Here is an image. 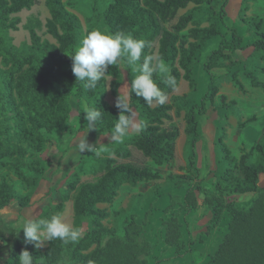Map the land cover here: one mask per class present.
Listing matches in <instances>:
<instances>
[{
    "label": "trees",
    "instance_id": "obj_1",
    "mask_svg": "<svg viewBox=\"0 0 264 264\" xmlns=\"http://www.w3.org/2000/svg\"><path fill=\"white\" fill-rule=\"evenodd\" d=\"M38 0H0V165L6 159H20L26 151L21 144H28L37 152H42L48 140L44 133L60 131L69 123L73 113L71 99L77 101L80 127L84 118V107H93L101 112L97 122L96 133L99 137H110L117 122L119 113L106 100V81L103 77L93 90L83 86L72 72V59L78 50L84 33L79 18L68 11L63 0H43L49 13L45 27L47 33L55 40L50 43L41 40L37 33L29 30L30 44L15 46L10 36L11 31L17 30L20 19L16 16L24 10H30ZM228 0H90L94 19L100 22L107 33H131L138 39H143L148 46L143 50L144 55L154 56L152 45L157 40L156 59L162 58L169 72L154 74L153 79L168 96L178 87L180 80L188 85V93L179 98L182 105L187 106L185 114L186 141V170L185 179L197 180L199 169L196 166L195 146L201 141L199 118L207 112V103H213L218 97V87L212 70L220 67L221 60H229L237 51L251 48L253 53L264 57L263 20L258 17H239V21L252 31L249 44L245 45L239 31L234 26H227L225 7ZM189 4L207 6L206 18L214 22L207 28H193L189 31L192 41L185 42L180 33L193 20L192 12L182 15L171 30L162 29L161 24L173 19L177 12ZM219 8L217 9V7ZM246 7L241 8V12ZM220 26L229 32L228 38H222ZM220 37L217 48L212 50L202 63V70L208 75V84L199 103H195L197 82L195 67L198 64L202 44ZM65 63L69 68L58 71L56 65ZM119 63L126 70L128 84L138 75L135 66L126 62H118L109 66L105 74L111 77L117 75ZM233 65L236 61L232 62ZM230 79L233 85L243 91V85L237 78V72L231 71ZM175 79V87L166 83L168 76ZM253 88H262L263 83L249 71L244 72ZM118 79L110 82L111 95L117 99ZM129 91V89H128ZM222 103L226 97L220 96ZM131 105L135 109L140 131L132 136H126L120 141H112L108 146L107 155L92 154L96 160L93 173H101L92 183L79 185L82 173L77 169L67 176L66 189L74 192L72 226L82 228L81 238L76 243L64 244L61 240L47 241V246L40 252L32 244L23 242L16 234L17 228L6 224L0 219V264H19L18 255L27 249L33 255V264H96L102 254L100 242L110 231L103 225L109 214L101 204H110L118 194L120 187L127 183L135 186L161 179V175L153 168H139L129 163L116 162V159L130 157L129 146L140 151L149 158L154 167H161L170 161L175 152L178 130L163 128L164 121L171 119V105L166 102L155 106L147 104L143 98L131 95ZM154 103V102H153ZM223 121V119H222ZM225 126L221 123L216 128L213 148L214 163L217 176L215 191L218 201L214 206V218L211 227H217L223 220V215L229 209L232 222L238 223L244 214L233 204L219 201L225 195L262 194L258 182L264 174V135L254 143L249 151H244L238 160L231 157L224 142ZM239 171L241 177H236ZM38 176L40 173L34 170ZM21 179L27 185L30 179L22 175ZM166 180H170L168 177ZM37 185L34 183L25 196H18L12 186L0 181V211L5 210L11 203H17L21 209L30 206ZM154 186L148 192H154ZM190 191L186 193V197ZM69 199L67 194L60 196V202L47 205L39 219H50L60 213L63 203ZM238 245L244 246L242 243ZM95 246L94 248H92ZM245 250V248H244ZM243 252V250H238ZM232 258L248 260L247 255H232ZM248 262V261H247Z\"/></svg>",
    "mask_w": 264,
    "mask_h": 264
},
{
    "label": "rangeland",
    "instance_id": "obj_2",
    "mask_svg": "<svg viewBox=\"0 0 264 264\" xmlns=\"http://www.w3.org/2000/svg\"><path fill=\"white\" fill-rule=\"evenodd\" d=\"M230 1L232 5L227 7ZM230 1L228 0L225 7L227 14L225 23L227 26H234L247 45L252 31L239 21V17L262 19L264 30V0ZM63 2L66 9L79 18L85 34L94 29L107 32L106 28L94 19L90 0H63ZM244 7L245 10L241 12V8ZM189 12H192L193 20L180 33L181 39L185 42L192 41L189 35L191 29L207 28L214 22L206 18L205 4L200 6L189 4L185 9L179 10L173 19L163 22L162 29L171 30L178 19ZM16 16L20 19V23L17 30L10 32L15 46L30 44V29H33L42 41L55 43L45 27L49 13L43 0H38L30 10L21 11ZM220 33L222 38L229 37V32L223 26H220ZM219 40L220 37H217L202 44L198 64L195 67L197 82L195 103H199L208 84V75L203 72L202 63L205 57L217 48ZM152 48L155 56L157 40ZM234 61H236L235 65L232 64ZM119 65L116 76L104 75L107 89L105 100L114 108H116V98L110 93V82L115 79L120 81L119 93L127 92L129 86L126 70L122 63ZM56 67L58 71H62L70 65L60 63ZM228 68L237 72V78L244 88L242 92L231 82ZM245 71L251 72L264 85V57L253 53L251 48L235 52L229 60H221L219 68L212 70L219 92L212 104L207 103L206 114L199 118L201 141L195 146L196 166L199 169L197 180L185 179L188 175L184 149L187 106L179 101V98L188 93V85L184 80H180L178 87L167 96L166 103L172 107L171 119L164 121L162 125L163 128L178 130L173 158L157 168L149 158L129 146L130 157L116 159L118 164L129 163L139 168H153L161 175V179L138 183L135 186L125 183L110 204L99 206L109 214L103 225L110 233L105 234L100 242L102 254L96 264H264V174L260 176L258 182L259 187L263 189L261 195H225L223 199H219L224 204H233L241 211L244 214L240 218L241 221L232 222L227 209L221 223L215 228L211 227L215 214L214 206L218 201L215 191L217 170L213 148L216 128L221 123L225 126L224 142L235 160H238L244 151H249L264 135V91L262 88L251 87L249 79L244 75ZM220 96L226 97L224 103L221 102ZM70 102L74 110L69 123L60 131L50 134L43 132L48 142L42 152H37L28 144H21L26 151L24 157L17 160L6 159L5 163L0 165V181L11 185L18 196H25L34 183L37 185L36 194L40 184L46 182L43 190L36 197V202L31 201L28 208L19 209L17 203H11L9 207L3 209V212L0 211V219L17 230L26 218L37 220L47 205L59 203L62 194H67L69 199L63 203L60 214L65 222L72 225V203L75 193L66 189L67 176L74 169L80 171L82 173L80 185L95 182L101 175L99 172L93 173L96 160L92 154L99 152L101 157L106 156L108 146L113 140L109 137L96 136V129L87 132V122L84 118L80 127L77 101L71 99ZM151 105L155 106L156 102ZM82 106L85 110L84 102ZM116 110L119 113L117 108ZM81 132L83 135L87 134L90 144L95 145L94 152L81 153L77 150L76 144L80 137L74 139L73 136ZM136 133L131 132L128 136ZM52 144H55V154L58 157L65 150L68 154L59 161L55 155H52L54 153L50 147ZM54 160L58 162L57 167L55 163L53 164ZM52 164L53 169H51ZM34 170H37L40 176ZM20 175L29 178L30 184H25ZM235 176L241 177L238 170ZM168 177L170 180H166ZM154 186H158L157 189L148 192ZM188 191L190 195L186 197ZM18 236L24 242L22 229ZM237 243H242L244 246ZM46 246L47 241H44L43 246L36 250L42 252ZM241 249L243 252H238ZM232 255H237V258L247 255L248 260L236 261ZM67 259L65 257L61 264H65Z\"/></svg>",
    "mask_w": 264,
    "mask_h": 264
},
{
    "label": "clouds",
    "instance_id": "obj_3",
    "mask_svg": "<svg viewBox=\"0 0 264 264\" xmlns=\"http://www.w3.org/2000/svg\"><path fill=\"white\" fill-rule=\"evenodd\" d=\"M148 46L143 39L134 37L131 33L116 32L109 34L105 31L94 29L85 35L78 50L72 59V72L83 86L89 90L97 87L109 66L118 62H126L129 66H135L139 73L130 82L129 91L118 94L115 107L119 110L117 122L110 133L114 141H120L131 132L140 131L135 109L131 105V95L141 97L147 104L156 102L163 105L167 100L166 93L153 79L154 74H167L169 69L162 58L156 59L152 55H144L141 62L143 50ZM166 83L175 87V79L170 75ZM101 119V112L93 107L85 106L84 120L87 122V132L97 130V122ZM79 152H94L95 145L87 140L84 133L76 144ZM99 155V152H95ZM23 230L24 242L32 244L35 248L43 246L44 241L61 240L64 244L76 243L82 235V228L73 227L64 221L62 214L52 215L50 219H25L18 235ZM19 264H33V255L23 249L18 255Z\"/></svg>",
    "mask_w": 264,
    "mask_h": 264
},
{
    "label": "crops",
    "instance_id": "obj_4",
    "mask_svg": "<svg viewBox=\"0 0 264 264\" xmlns=\"http://www.w3.org/2000/svg\"><path fill=\"white\" fill-rule=\"evenodd\" d=\"M230 1V0H229ZM230 5H232V3H231V1L229 2V4L227 5V7L228 6H230ZM252 51V50H251ZM96 131V130H95ZM96 133V132H95ZM83 135V132H81L79 135L77 134V135H75V136H73V138L75 139V138H77V137H81ZM96 136H98L97 135V133H96ZM102 137H104V136H102ZM102 137H100V138H102ZM72 138V137H71ZM54 146H55V144H52L50 147H51V151L52 152H54L52 155L54 156H56L57 158H58V160L60 161V160H62L64 157H65V155H67L68 154V151H64L63 153H61L60 154V156L58 157V155L57 154H55L56 152H55V148H54ZM56 164V167L58 166V162H55V160H54V162H53V164ZM53 164H52V168L51 169H53ZM56 167H55V169H56ZM67 168V167H66ZM71 169H73V167L71 168ZM46 184V182L44 181V183L43 184H40V186H39V190L36 192V194H34L33 195V197H32V202L34 203V201L36 202V197L39 195V193H41V191L43 190V188H44V185ZM18 207H19V205H17ZM100 206V205H99ZM98 206V207H99ZM19 209H20V207H19ZM4 210H2V212H3Z\"/></svg>",
    "mask_w": 264,
    "mask_h": 264
},
{
    "label": "bare ground",
    "instance_id": "obj_5",
    "mask_svg": "<svg viewBox=\"0 0 264 264\" xmlns=\"http://www.w3.org/2000/svg\"><path fill=\"white\" fill-rule=\"evenodd\" d=\"M227 19V18H226Z\"/></svg>",
    "mask_w": 264,
    "mask_h": 264
}]
</instances>
